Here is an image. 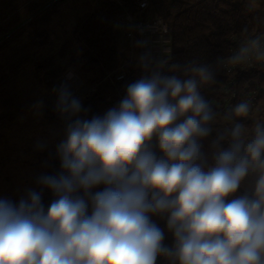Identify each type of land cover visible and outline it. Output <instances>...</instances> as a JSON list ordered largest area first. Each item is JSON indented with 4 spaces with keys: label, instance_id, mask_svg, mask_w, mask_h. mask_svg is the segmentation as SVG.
<instances>
[{
    "label": "clouds",
    "instance_id": "1",
    "mask_svg": "<svg viewBox=\"0 0 264 264\" xmlns=\"http://www.w3.org/2000/svg\"><path fill=\"white\" fill-rule=\"evenodd\" d=\"M141 7H147L146 3ZM146 73L126 86L116 106L90 119L72 91L75 73L53 88L54 111L65 121L56 145L60 170L27 190L18 203L0 198V264H264V126L250 138L236 123L226 147L213 141L212 162L202 141L214 113L201 93L214 82L208 65L193 62L183 77L160 69L167 58L149 48L153 25H137ZM264 64L261 37L227 58L230 65ZM180 68V65H175ZM43 114L44 101L33 105ZM250 105L235 106L246 117ZM43 150L44 142H37ZM247 191L237 195L245 181ZM166 221L173 243L152 217Z\"/></svg>",
    "mask_w": 264,
    "mask_h": 264
},
{
    "label": "trees",
    "instance_id": "2",
    "mask_svg": "<svg viewBox=\"0 0 264 264\" xmlns=\"http://www.w3.org/2000/svg\"><path fill=\"white\" fill-rule=\"evenodd\" d=\"M51 1H32L29 6L31 5V12L35 16L31 21L46 12L45 4ZM52 4L56 2L50 5ZM100 5L92 10L74 31V42L87 46L80 55L70 59L65 65L57 66L49 57L37 63V67L44 71L46 81L53 88L56 87L54 82L68 70H73L75 76L82 82L94 86V92L82 101L84 107L90 111L81 115L89 119L93 115H102L118 104L126 94V86L146 74L141 67H127V73L122 80H117L113 84H107L102 80V72L99 73V69L106 73L113 72L120 64L118 47L120 34L112 22L123 15L125 10L137 13L138 9L134 0H105ZM43 7V11L38 13ZM148 14L160 15L167 23L172 37V58L160 69L161 71L183 77V68L195 62L210 66L215 73L214 82L201 88L202 95L214 113V121L212 120L209 125L212 129L211 134L204 139L206 143L203 144L208 162L212 160L213 141L224 136L225 139L220 141V144L226 147L231 129L236 123L243 124L245 138L251 137L257 124L262 123L264 126V107L261 116L257 118L253 116V111L264 100V64L256 63L251 67L234 70L225 65L227 58L238 51L243 41L264 36V0H150V5L143 16ZM20 20L21 17L17 15L13 21L1 24L0 36ZM4 60L0 57V103L8 105L4 109L0 107V120L3 118L13 120L32 106L29 105L26 110L24 106L14 108L15 105L12 107L5 98L6 81H12L19 68L17 71L13 70L16 67L13 63L12 69L8 70ZM175 65L181 67L175 68ZM241 102L249 103L250 110L246 117L237 120L233 110ZM56 122L53 124L65 126V121L61 118ZM46 152L47 162L43 174H56L60 170V162L55 154L56 148L47 149ZM34 190L42 191V201L47 208L53 199L51 192L48 189L42 190L39 184ZM157 224L162 229L165 226L163 222ZM164 243L171 246L173 238L165 236ZM157 264H168V261L164 257H158Z\"/></svg>",
    "mask_w": 264,
    "mask_h": 264
},
{
    "label": "rangeland",
    "instance_id": "3",
    "mask_svg": "<svg viewBox=\"0 0 264 264\" xmlns=\"http://www.w3.org/2000/svg\"><path fill=\"white\" fill-rule=\"evenodd\" d=\"M32 1L37 2V0H0V25L13 21L17 15L21 17L17 23L18 26L16 24L10 27L0 36V57L6 60L4 61L8 70L12 69L13 63L16 66L13 70L17 71L19 68L12 81H6L5 98L12 107L13 105H15L14 108L24 106L25 110L37 100L42 99L45 103L42 115H37L33 107H30L28 111L21 116L17 115L13 120L7 118L0 120V198H8L14 203H18L22 197L26 196L27 190L36 188L37 179L43 174L47 162V149L56 148V145L64 138L65 126L53 124L60 118L54 111L56 97L53 87L48 84L44 71L37 67V63L49 57L57 66L65 65L70 59L80 55L87 46L84 43L74 42V31L83 19L92 10L100 7L105 0H60L52 5H50L51 2L48 4L46 2V12L31 21L35 16L31 12V5L29 6ZM44 7L38 10V13L43 11ZM112 25L117 29V20L113 21ZM134 45V55L137 59L140 50L136 43ZM118 47L119 66L113 72L107 73L99 69V73L102 72V80L107 84L117 81L115 75L122 62L129 56L125 40H119ZM63 76L54 82L55 86L63 82ZM71 83L72 91L82 101L94 92V86L87 85L76 76ZM7 105L0 103L3 109ZM262 107H264V100L253 111L255 118L263 113ZM259 124L263 126L262 123ZM28 125L34 127L27 131ZM38 141L46 144L43 150L37 147ZM205 143L203 140L202 144ZM211 162L212 160L209 163ZM250 183V180L245 181L238 189L237 195L244 194ZM152 219L156 223L163 222L165 236H171L166 229L164 219L156 216Z\"/></svg>",
    "mask_w": 264,
    "mask_h": 264
},
{
    "label": "built area",
    "instance_id": "4",
    "mask_svg": "<svg viewBox=\"0 0 264 264\" xmlns=\"http://www.w3.org/2000/svg\"><path fill=\"white\" fill-rule=\"evenodd\" d=\"M58 0H52L51 3H54ZM120 3V2H118ZM146 3L147 7H141V4ZM122 4V3H120ZM136 8L138 9L137 13L131 12L129 10H125L124 14L118 17L117 19V30L119 31V40L123 39L127 43V52H129L128 59L122 62L118 72L115 75V80H122L126 73L127 67L139 66V56L136 59L134 55L135 43L139 39H143L140 34L135 30L134 26L137 25H153L154 31L151 33H147L150 37L149 48H151L154 56L158 58H167V61L170 62L172 58V37L169 32V28L164 19L158 14H148L143 16L150 5V0H136L135 1ZM262 43H264V36L261 37ZM246 41H243L244 44ZM241 44V45H242ZM240 45V46H241ZM140 54L146 49L139 48ZM255 60L248 61L241 65H230L227 63L226 66L229 69H237V68H246L255 65ZM71 70L66 71L69 72ZM66 73L64 75H66ZM65 76H63L64 80ZM93 90V88H90Z\"/></svg>",
    "mask_w": 264,
    "mask_h": 264
},
{
    "label": "crops",
    "instance_id": "5",
    "mask_svg": "<svg viewBox=\"0 0 264 264\" xmlns=\"http://www.w3.org/2000/svg\"><path fill=\"white\" fill-rule=\"evenodd\" d=\"M34 126H30V125H28V126H26V128H27V131H30V129H32ZM41 131H43L42 129H41ZM169 237H172V235L171 236H169Z\"/></svg>",
    "mask_w": 264,
    "mask_h": 264
},
{
    "label": "water",
    "instance_id": "6",
    "mask_svg": "<svg viewBox=\"0 0 264 264\" xmlns=\"http://www.w3.org/2000/svg\"><path fill=\"white\" fill-rule=\"evenodd\" d=\"M234 115V114H233ZM234 117H235V115H234ZM237 120H242L243 119V117H235Z\"/></svg>",
    "mask_w": 264,
    "mask_h": 264
}]
</instances>
